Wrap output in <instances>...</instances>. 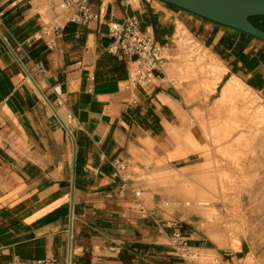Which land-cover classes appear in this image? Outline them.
Instances as JSON below:
<instances>
[{"label": "crops", "instance_id": "crops-1", "mask_svg": "<svg viewBox=\"0 0 264 264\" xmlns=\"http://www.w3.org/2000/svg\"><path fill=\"white\" fill-rule=\"evenodd\" d=\"M90 5L98 18L81 26L60 0H0V264H178L170 222L211 252L190 219L197 208L182 204L194 198L185 188L208 160L210 120L226 117V85L235 78L264 98V42L156 0ZM131 17L170 56L148 88L128 89L135 67L108 52L110 24ZM57 21L64 30L52 47L25 45ZM182 36L220 73L209 93ZM114 159L128 164L123 180ZM134 191L161 229L138 215Z\"/></svg>", "mask_w": 264, "mask_h": 264}, {"label": "rangeland", "instance_id": "rangeland-1", "mask_svg": "<svg viewBox=\"0 0 264 264\" xmlns=\"http://www.w3.org/2000/svg\"><path fill=\"white\" fill-rule=\"evenodd\" d=\"M253 23L264 28V19ZM178 44L188 51L189 61L196 59L190 68L202 76L209 93L220 82V73L190 38L182 36ZM208 80L210 86L205 85ZM223 93L226 117L210 120L209 157L185 188L194 198L182 204L197 208L190 219L202 243L213 249L206 253L208 259L221 251L235 264H264V98L245 88L243 97ZM223 130L225 144L218 152ZM200 202L209 206L197 207Z\"/></svg>", "mask_w": 264, "mask_h": 264}, {"label": "built area", "instance_id": "built-area-1", "mask_svg": "<svg viewBox=\"0 0 264 264\" xmlns=\"http://www.w3.org/2000/svg\"><path fill=\"white\" fill-rule=\"evenodd\" d=\"M60 8L63 14L69 15L68 20L72 24L86 26L98 18L91 9L90 0H60ZM63 30L64 26L58 21L53 25L44 26L39 32L27 40L25 45L31 47L35 43L43 41L48 47H52L54 42L61 37ZM109 37L112 42L108 47V52L123 56L135 67L129 78L128 89L133 87H151L157 79L155 72L162 69L170 61L168 53L155 41L153 36L140 30L139 22L136 18H126L122 22L110 24ZM20 51L21 48H18L16 53ZM14 55L16 54L14 53ZM37 71L42 73L44 70L42 66H38ZM53 91L58 97L60 96L58 88H53ZM57 104V106H61L62 102L60 99L57 100ZM50 106L55 112L53 106ZM72 121L73 117L69 115L66 118V122L63 123V127L67 131ZM127 165V162L124 160H112L110 166L113 170V177L123 180L122 173L126 170ZM133 197L138 215L143 219L152 221L161 229V222L144 206L141 200L142 193L140 191H134ZM186 206H189V204H186ZM198 207H202V205ZM168 227L171 229V234L168 238L169 245L178 260V264H235L223 253H218V256L208 259L204 250L190 245L188 239L181 233L178 223L170 222ZM12 264L61 263L52 258H45L33 261L17 260ZM64 264H70V262L67 261Z\"/></svg>", "mask_w": 264, "mask_h": 264}, {"label": "water", "instance_id": "water-1", "mask_svg": "<svg viewBox=\"0 0 264 264\" xmlns=\"http://www.w3.org/2000/svg\"><path fill=\"white\" fill-rule=\"evenodd\" d=\"M156 1L198 16L211 23L236 30L264 42V31L257 28L251 21L255 18H264V0ZM28 76L32 80L29 74Z\"/></svg>", "mask_w": 264, "mask_h": 264}, {"label": "bare ground", "instance_id": "bare-ground-1", "mask_svg": "<svg viewBox=\"0 0 264 264\" xmlns=\"http://www.w3.org/2000/svg\"><path fill=\"white\" fill-rule=\"evenodd\" d=\"M244 88L246 89V87L239 80L233 78L231 80V82H229V84L224 88V93L223 94H226V96H227V94L228 95L232 94L234 96L243 97L242 89H244ZM241 103H242V101H241ZM186 204H189V203H186ZM199 205H202V207H208L209 203L200 202V203L197 204V207Z\"/></svg>", "mask_w": 264, "mask_h": 264}, {"label": "trees", "instance_id": "trees-1", "mask_svg": "<svg viewBox=\"0 0 264 264\" xmlns=\"http://www.w3.org/2000/svg\"><path fill=\"white\" fill-rule=\"evenodd\" d=\"M256 19V18H255ZM255 19H252L251 21H252V23H253V21L255 20ZM259 19H264V18H259ZM254 24V23H253ZM258 28V27H257ZM260 29V28H259ZM260 30H262V31H264V29H260Z\"/></svg>", "mask_w": 264, "mask_h": 264}]
</instances>
